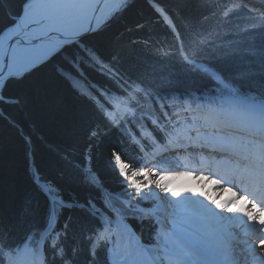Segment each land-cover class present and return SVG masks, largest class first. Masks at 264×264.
<instances>
[{"label": "snow or ice", "instance_id": "1", "mask_svg": "<svg viewBox=\"0 0 264 264\" xmlns=\"http://www.w3.org/2000/svg\"><path fill=\"white\" fill-rule=\"evenodd\" d=\"M145 2L181 41L189 86L180 93L161 91L174 83L170 72L126 69L119 49L105 55L101 47L137 0H111L110 7L109 0H0V119L29 102L62 104L66 93L93 117L82 164L91 165V147L113 130L122 138L107 161L117 187L92 167L69 177L83 196L34 178L18 218L21 232L0 217V264H75L82 248L67 212L87 218L81 226L87 264H264V45L242 47L243 39L264 33V5L196 0L203 11L185 17L192 25L185 41L176 10L164 0ZM207 15L219 21L216 31L198 29ZM237 19L247 25L239 38L217 44L219 30ZM257 55L259 79L245 59ZM93 73L110 84L94 81ZM142 101L151 102V115ZM180 153L191 162L173 171ZM70 154L62 151L59 159ZM177 177L187 179L171 186ZM133 218L152 222L147 240L127 223Z\"/></svg>", "mask_w": 264, "mask_h": 264}, {"label": "trees", "instance_id": "2", "mask_svg": "<svg viewBox=\"0 0 264 264\" xmlns=\"http://www.w3.org/2000/svg\"><path fill=\"white\" fill-rule=\"evenodd\" d=\"M211 2L212 0H208V3ZM164 4L178 12L176 30L184 34L185 41L190 39L192 25L185 17L196 19L203 9L197 6L196 0H164ZM218 23L214 15H207L197 27L200 31L207 29L211 32L217 30ZM138 24L143 26L137 28ZM246 27V24L237 19L233 22V27L219 30L216 43H228L238 39V32ZM180 43L169 27L152 12L145 0H137L136 6L130 12L113 23L101 42V47L105 55L119 49L126 69L145 70L155 74L170 72L174 83L170 88L161 89L166 94L169 91L180 93L189 86V77L179 62ZM262 45L264 33L259 31L242 41V47L254 46L259 49ZM163 52L169 53L166 61L157 59ZM245 59L253 61L252 67L259 79V55L245 56ZM92 79L100 84H110V81L97 73L92 74ZM84 90H88L86 86ZM179 101L183 100L177 99L175 103L182 104ZM142 103L151 112V102ZM196 103L202 104L203 101H197L193 105L196 106ZM3 115L7 119H0V217L15 232H21L18 218L26 198L34 194V178L41 181L54 179L68 194L77 190L83 196L88 193L80 190L77 184L70 183L69 177L76 175L82 168L87 171L88 167H92L106 184L117 187L116 177L107 165V161L112 158L113 148L116 147L119 151L118 144L122 139L114 130L91 147V165L82 164L89 152L85 129L93 119L87 106L73 101L64 93L62 104L29 102L22 108L10 107ZM143 124L147 125V120ZM62 151L71 153L66 156V162L59 159ZM125 151L129 155L135 154L131 146H126ZM61 167L64 169L63 175L59 174ZM65 215L72 217V230L82 248L75 264H87V242L81 235V226L87 222V218L80 212H67ZM33 223H39V220ZM72 243L73 239L70 237L69 248Z\"/></svg>", "mask_w": 264, "mask_h": 264}, {"label": "bare ground", "instance_id": "3", "mask_svg": "<svg viewBox=\"0 0 264 264\" xmlns=\"http://www.w3.org/2000/svg\"><path fill=\"white\" fill-rule=\"evenodd\" d=\"M258 1V0H257ZM111 6V0H109V7ZM108 10V8L106 7L104 9V11L101 13L102 15L104 14V12H106ZM182 179L185 181L187 178L186 177H182Z\"/></svg>", "mask_w": 264, "mask_h": 264}, {"label": "rangeland", "instance_id": "4", "mask_svg": "<svg viewBox=\"0 0 264 264\" xmlns=\"http://www.w3.org/2000/svg\"><path fill=\"white\" fill-rule=\"evenodd\" d=\"M256 3H258V4H260L259 2H256ZM178 171V170H177ZM128 223V222H127ZM129 224V223H128Z\"/></svg>", "mask_w": 264, "mask_h": 264}]
</instances>
